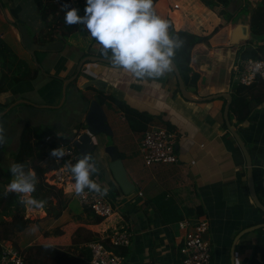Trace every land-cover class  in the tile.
I'll list each match as a JSON object with an SVG mask.
<instances>
[{
  "label": "crops",
  "instance_id": "obj_1",
  "mask_svg": "<svg viewBox=\"0 0 264 264\" xmlns=\"http://www.w3.org/2000/svg\"><path fill=\"white\" fill-rule=\"evenodd\" d=\"M260 1L233 0L227 8L235 20L232 26L196 46L188 64L173 60L192 94V99H187L173 69L159 79H138L114 67L106 61L111 53L102 56L100 45L83 25L71 31L56 26L58 14L44 18L45 0H0V81L7 80L0 93V126L6 138L0 146V165L9 162L6 167L10 169L14 162L11 154L19 151L26 125L32 130L52 127L40 134L45 142L48 135L70 139L77 131L87 133L91 103L107 98L102 108L113 136H92V159L99 167L95 181L107 187L105 197L116 209L112 218L98 222L72 192L67 193L71 201L58 219L48 216L44 207L26 205V218L33 223L0 246L20 251L34 245L52 246L85 259L90 256L88 244L100 241L122 255L123 264H182L179 250L185 235L180 222L200 220L188 217L186 210L202 205L201 219L210 227L211 264H264L260 254L253 261L260 229L241 235L264 224V212L250 196L247 162L228 129L224 112L229 102L222 97H231L229 122L252 157L255 186L264 205V83L257 78L249 86L241 85L236 71L250 42L251 47L264 45V37L254 39L251 31L243 46L230 43L239 18L251 30L250 9ZM71 3L78 15L85 14L86 0ZM154 9L161 18L171 20L177 32L185 33L183 40L189 34L210 37L221 24H229L201 0H159ZM91 81L102 82L101 89L86 87ZM112 98L152 116L154 122L148 128L174 132L178 163L149 167L142 156L129 155L125 135L140 136L136 139L141 155L143 133L130 129L125 112ZM33 137L35 141L36 135ZM111 138L118 142L114 145L126 170L124 186L110 170L112 159L107 148L112 146ZM44 152L50 154L49 145ZM105 171L110 182L105 180ZM0 173L4 174L3 169ZM4 184L0 183V189H6ZM73 199L78 203L75 207ZM122 231L132 234L130 246L112 248L109 238Z\"/></svg>",
  "mask_w": 264,
  "mask_h": 264
},
{
  "label": "clouds",
  "instance_id": "obj_2",
  "mask_svg": "<svg viewBox=\"0 0 264 264\" xmlns=\"http://www.w3.org/2000/svg\"><path fill=\"white\" fill-rule=\"evenodd\" d=\"M64 7L68 8V5ZM84 13L80 16L76 8L67 10L65 23L69 26L83 25V30L100 45L101 55L109 57L111 53L114 67L138 79H159L172 71L176 50L183 46L184 41L170 33L169 22L155 13L153 0H86ZM5 143L4 129L0 126V146ZM64 155L61 148L50 152V156L56 159H62ZM69 170L76 196H84L85 189L101 197L107 195V187L92 179L99 173V167L90 156L85 155L75 164H70ZM9 171L12 179L6 186V194L16 193L21 204L44 207L46 201L32 196L37 184L35 173L26 171L24 164L15 162Z\"/></svg>",
  "mask_w": 264,
  "mask_h": 264
},
{
  "label": "trees",
  "instance_id": "obj_3",
  "mask_svg": "<svg viewBox=\"0 0 264 264\" xmlns=\"http://www.w3.org/2000/svg\"><path fill=\"white\" fill-rule=\"evenodd\" d=\"M158 1L159 0H153V8ZM201 1L212 11H221L218 13V15L227 19L226 21L229 24H221L215 29L214 33L210 37H199L189 34L187 35L186 39L183 40L182 38H184L185 33H182L180 31L177 32L174 29L172 21L169 20L168 22L170 24V33L173 35H178L184 41L183 46L180 49L176 50L175 57L173 59L177 63L180 62V59L184 64H188L189 62H191L192 53L196 46L202 43H207L209 39H211V37L223 30L224 27H231L232 23L235 22L227 9V7L233 0ZM64 5H68V8H65ZM43 8L44 18L48 19L49 16H55L58 14L60 21L56 24V26L60 28H67L71 31H76L77 25L69 26L65 23L64 20L66 11L73 8L71 0H45ZM250 25L253 38H259V40L261 41L264 37V0H261L256 7L250 9ZM252 43L253 42H250L248 47H246L245 51L242 53V57L244 59L264 60V45L251 47ZM6 81L7 80L5 78L1 79L0 93L5 89ZM106 99L107 98H100V104L104 105L107 102ZM112 101L125 112L127 122L133 132L144 133L147 130L149 124L154 122V118L152 116L131 110L114 98H112ZM2 117L3 116H1L0 119ZM38 130L39 128L32 130L28 125L25 126L21 136L20 149L17 153V156H14V162L24 164L26 171L30 170L35 173L37 177V184L36 191L32 194V196L38 200L46 201L44 208L48 216L58 219L59 217H61L63 211L68 207V203L71 200L69 199V197H67V193L63 189L55 188L46 183L45 176L52 169H54L55 158H52L50 154L46 156L44 150L47 145H49L50 150L52 151L53 149L59 148L61 143H71L76 140L80 134L79 131H77L72 138L65 139L60 137L59 140L56 139V137L53 138V136H51V139L45 142L44 137L40 136V131ZM33 134L36 135L35 141L33 140ZM35 153L37 154L34 155ZM7 172L8 174H6V176L0 173V183H3L4 181L5 187L10 183L12 179V174L9 169L7 170ZM97 176L98 174H94L92 176V179L95 180ZM18 201L19 196L16 193L6 194V189H0V242L10 240L17 234L23 233L33 223L30 219L26 218V205L21 204ZM90 213L98 222L102 220V218L96 216L92 211ZM186 215L190 218H203L204 210L202 205L187 208ZM257 233L258 237L256 245L254 247V262L259 254L261 255L262 259L264 258V229L258 230ZM23 251H26V255L24 254L26 264H48V261H50L51 264H90V260L92 258L90 249V256L85 259L78 258L75 255L63 252L52 246L34 245L26 248Z\"/></svg>",
  "mask_w": 264,
  "mask_h": 264
},
{
  "label": "built area",
  "instance_id": "obj_4",
  "mask_svg": "<svg viewBox=\"0 0 264 264\" xmlns=\"http://www.w3.org/2000/svg\"><path fill=\"white\" fill-rule=\"evenodd\" d=\"M238 82L241 85L249 86L260 78L264 83V60L263 59H241L236 66ZM51 136L47 137V141ZM65 155L62 159L55 158V167L46 174V183L66 193L73 191L74 179L69 170L70 164H75L81 155L71 143H61ZM177 136L174 132L157 126H150L144 133L141 142V155L146 166L158 164L178 163ZM80 204L91 210L96 216L106 220L112 218L116 209L105 196L101 197L94 192L85 189V194L78 197ZM180 229L184 231V239L179 253L182 264H211L213 260L211 242L207 239L209 223L206 219L192 222L184 219L180 222ZM132 234L127 231L116 232L110 238L112 248H127L131 244ZM3 245V244H2ZM0 246V264H26L22 251L13 246ZM88 248L92 253L90 264H123L125 258L100 241L89 243Z\"/></svg>",
  "mask_w": 264,
  "mask_h": 264
},
{
  "label": "water",
  "instance_id": "obj_5",
  "mask_svg": "<svg viewBox=\"0 0 264 264\" xmlns=\"http://www.w3.org/2000/svg\"><path fill=\"white\" fill-rule=\"evenodd\" d=\"M250 35H251V30H250L249 24L244 23L243 19L239 18L234 29L232 30L230 43L232 45L243 46V43L250 40ZM106 61L111 62L110 59H106ZM172 69L175 72V74L177 75L178 82L180 85V90H181L182 94L187 99H192L190 96L192 94H190L186 90V87L184 85V81L182 79L180 71H179V69H178V67L174 61H173ZM101 83L102 82H100V81H91V82L87 83L86 87L94 86L96 88L101 89V87H102ZM222 97L227 98L228 102H229V104L226 106V109L224 112V116H225V120H226L228 129L230 130V132L232 133V135L235 137L236 141L238 142V144H239V146H240V148L244 154L246 162H247V178H248V189H249L250 196L252 198V201L256 205V207L258 209H260L262 212H264V205L261 203V201L258 197V193H257L256 186H255L252 157H251L248 149L246 148L244 141L242 140V138L240 137V135L236 131L235 127L231 126L230 122H229L228 115H229V107L231 104V97L230 96L227 97L225 95H222ZM86 125H87V129H88L87 133L80 135L75 140L74 145L78 149V151L81 155V158H83L85 155L90 156L92 158V152H93V148H94L92 136L97 137L100 135H104V136H106V138H110L113 136L112 129H111L110 125L108 124V119H107L106 113L103 110L102 105L96 100L91 103L90 109L88 111V115L86 117ZM107 149H108V151L111 155V159H112V162L110 164V170H111L114 178L116 179V181L120 185L124 186L127 174H126V170L124 168L123 162L120 159L118 148H116L114 146H110ZM104 173H105V180L110 182L108 180V172L105 171ZM262 228H264V224L258 225L255 227H251L248 230L243 231L241 233V235H244L248 232L255 231L258 229H262Z\"/></svg>",
  "mask_w": 264,
  "mask_h": 264
},
{
  "label": "rangeland",
  "instance_id": "obj_6",
  "mask_svg": "<svg viewBox=\"0 0 264 264\" xmlns=\"http://www.w3.org/2000/svg\"><path fill=\"white\" fill-rule=\"evenodd\" d=\"M213 12H215V11H213ZM219 12H221V11H219ZM219 12L216 11L215 13L218 15ZM245 12H246V10H244L242 13L245 14ZM62 125H64V123H62ZM51 129H52V127H43V126H41V127H39V130L38 131H40V134H42L44 132H50ZM129 134H126L125 137H124L126 141L128 140L127 141V144H128L129 149L131 150V153L129 155H131V156H142L139 153V148H138V144H137L139 140L136 139V138H139L140 139V136H136L134 133H131V135H129ZM110 144L112 146L116 147V145H114V144H117L118 145V142L116 141V139L111 138L110 139ZM17 153L18 152H16V153L14 152V154H11V156H17ZM123 156H126V155H123ZM8 163L9 162H5V164H3V166L0 165V170L3 169V172H4V175L5 176H6V174H8V172H7V168L8 167H6V164H8ZM72 201L73 202H71V205L73 207H75V206L78 205V203H77V201L75 199H73ZM88 246H89V244H88ZM22 252H23V254L26 255V251H22Z\"/></svg>",
  "mask_w": 264,
  "mask_h": 264
}]
</instances>
